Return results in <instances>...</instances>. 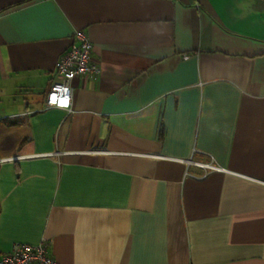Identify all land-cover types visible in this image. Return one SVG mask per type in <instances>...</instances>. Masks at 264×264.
I'll list each match as a JSON object with an SVG mask.
<instances>
[{
  "label": "crops",
  "instance_id": "obj_1",
  "mask_svg": "<svg viewBox=\"0 0 264 264\" xmlns=\"http://www.w3.org/2000/svg\"><path fill=\"white\" fill-rule=\"evenodd\" d=\"M76 30L100 74L46 108ZM9 157L0 256L264 264V0H0Z\"/></svg>",
  "mask_w": 264,
  "mask_h": 264
},
{
  "label": "built area",
  "instance_id": "obj_2",
  "mask_svg": "<svg viewBox=\"0 0 264 264\" xmlns=\"http://www.w3.org/2000/svg\"><path fill=\"white\" fill-rule=\"evenodd\" d=\"M92 44L82 30H76L70 46L62 52L55 62L57 79L53 81L45 95L46 108L70 110L72 87L71 81L79 76H86L96 80L100 74L99 65L91 57ZM53 97L56 101L53 102ZM68 99V106L59 103ZM14 159V157L0 158V163ZM195 165L223 170L210 163L193 162ZM0 264H54L49 256L47 243L43 240L38 244L14 243L9 251L0 256ZM190 264V263H187Z\"/></svg>",
  "mask_w": 264,
  "mask_h": 264
},
{
  "label": "snow or ice",
  "instance_id": "obj_3",
  "mask_svg": "<svg viewBox=\"0 0 264 264\" xmlns=\"http://www.w3.org/2000/svg\"><path fill=\"white\" fill-rule=\"evenodd\" d=\"M52 99H53V102L56 101V97H53ZM59 103H60L61 105H65V104H66V100H65V99H62V100L59 101Z\"/></svg>",
  "mask_w": 264,
  "mask_h": 264
},
{
  "label": "clouds",
  "instance_id": "obj_4",
  "mask_svg": "<svg viewBox=\"0 0 264 264\" xmlns=\"http://www.w3.org/2000/svg\"><path fill=\"white\" fill-rule=\"evenodd\" d=\"M65 100H66V104L64 106L67 107L68 103H69V100L68 99H65Z\"/></svg>",
  "mask_w": 264,
  "mask_h": 264
}]
</instances>
